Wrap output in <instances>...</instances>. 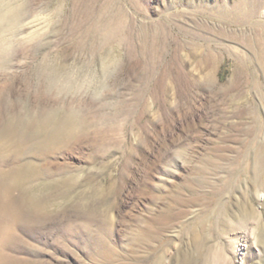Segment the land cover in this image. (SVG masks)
I'll return each instance as SVG.
<instances>
[{"label": "rangeland", "instance_id": "rangeland-1", "mask_svg": "<svg viewBox=\"0 0 264 264\" xmlns=\"http://www.w3.org/2000/svg\"><path fill=\"white\" fill-rule=\"evenodd\" d=\"M244 1L264 23V0H0V264H264ZM31 165L36 217L4 178Z\"/></svg>", "mask_w": 264, "mask_h": 264}, {"label": "bare ground", "instance_id": "bare-ground-1", "mask_svg": "<svg viewBox=\"0 0 264 264\" xmlns=\"http://www.w3.org/2000/svg\"><path fill=\"white\" fill-rule=\"evenodd\" d=\"M260 2V0H259ZM223 10V9H222ZM235 10V11H234ZM231 11V18L229 21H231V23L237 25V26H246V25H251L252 28V33L253 36L250 38L251 40V45L254 48V52H255V56L258 59V61L260 62V64L264 67V42H262L264 40V23L260 20L257 19L256 15L258 14L259 11V7L254 5V6H250L247 5L244 2H241L239 4L236 5V8ZM227 12V11H226ZM260 17V16H259ZM220 20V19H219ZM223 20V19H222ZM228 22V21H227ZM243 29V28H242ZM21 30V29H20ZM21 33V32H20ZM246 37V35L244 36ZM223 39V38H222ZM246 39V38H245ZM254 41H257L258 43V47L256 45H254ZM239 51V50H238ZM242 57V56H241ZM212 58V54L211 51H207V54L205 57H203L204 60L209 61ZM11 59H12V54L11 52L5 48L2 47L0 45V73L3 72L4 70L8 69V67H10L11 64ZM212 60V59H211ZM264 73V70H263ZM244 110V109H243ZM45 118V117H44ZM260 118V117H259ZM35 120V119H34ZM33 120V121H34ZM67 121V122H66ZM54 122V121H53ZM65 123L68 125L67 128L68 129H72L75 125L74 122L72 120H65ZM30 124V123H29ZM32 125V123H31ZM30 125V126H31ZM43 125H45V122H43ZM64 126V125H63ZM36 127V124H35ZM48 127V126H47ZM11 128V127H10ZM33 128V127H32ZM52 128V127H51ZM58 127H55L54 130H52L46 139L45 142L49 143L50 141H52L53 139L57 138L56 134L58 135ZM65 128V127H64ZM19 129V128H18ZM36 129V128H35ZM17 130V128H16ZM40 130V129H39ZM8 131V130H7ZM28 131V130H27ZM63 131V130H62ZM256 131V130H255ZM10 132V131H9ZM34 132V130H33ZM42 132V131H41ZM48 132V131H47ZM64 132V131H63ZM30 133V131H29ZM28 133V134H29ZM9 134V133H8ZM15 134V133H14ZM20 134V133H19ZM22 134V133H21ZM27 134V135H28ZM33 134V133H32ZM61 134V133H60ZM26 135V134H25ZM45 135V134H43ZM8 136V135H7ZM42 136V135H41ZM39 136V138L41 137ZM19 137V136H18ZM18 137H16L15 135L10 136V144L14 145V147L16 148L15 151L21 154V152L26 148V146L24 145L23 140H20ZM23 137V135H22ZM37 137V136H36ZM35 137V138H36ZM60 137V136H59ZM33 138L30 140L32 141ZM35 140V139H34ZM33 140V141H34ZM59 141V140H58ZM43 142V141H42ZM44 143V142H43ZM46 143V144H47ZM53 143V142H52ZM55 143V142H54ZM38 142H34L32 147L36 150L38 149ZM42 144V143H40ZM39 144V145H40ZM46 144H44V146H46ZM48 145V144H47ZM51 145V144H50ZM43 146V144H42ZM48 147V146H47ZM41 148V147H40ZM45 148V147H44ZM256 150V149H255ZM49 151V150H48ZM257 154L256 157L257 159H262L264 158V154L260 153V151L257 149L256 150ZM19 154V155H20ZM22 166V165H21ZM38 167L36 165H31L30 167H20L15 169L13 172L9 173V174H5V177L7 182H9V189L11 188H15L18 189L20 191V198H21V202L22 204L29 210V212L33 215V216H37L40 214L41 210L43 209L37 195L36 192L38 191L37 189V184H33L30 188L26 189V184L29 181H34L38 178ZM8 184V183H7ZM21 204V206H22ZM51 206V205H50ZM42 208V209H41ZM24 210V209H23ZM46 211V210H45ZM48 213V212H47ZM45 219V218H44Z\"/></svg>", "mask_w": 264, "mask_h": 264}]
</instances>
